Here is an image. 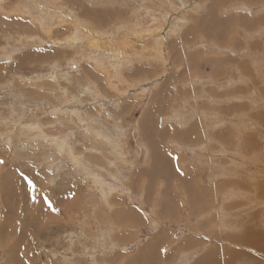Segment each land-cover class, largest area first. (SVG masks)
Listing matches in <instances>:
<instances>
[{
  "label": "rangeland",
  "instance_id": "rangeland-1",
  "mask_svg": "<svg viewBox=\"0 0 264 264\" xmlns=\"http://www.w3.org/2000/svg\"><path fill=\"white\" fill-rule=\"evenodd\" d=\"M262 20L264 0H0V264H264Z\"/></svg>",
  "mask_w": 264,
  "mask_h": 264
},
{
  "label": "bare ground",
  "instance_id": "bare-ground-1",
  "mask_svg": "<svg viewBox=\"0 0 264 264\" xmlns=\"http://www.w3.org/2000/svg\"><path fill=\"white\" fill-rule=\"evenodd\" d=\"M263 22H264V20H262ZM229 22V21H228ZM258 30V29H257ZM255 44V43H254ZM254 46V45H253ZM252 46V47H253ZM255 47V46H254ZM255 49V48H254ZM26 57V56H25ZM26 59H28V58H25V60ZM21 60H23V59H21ZM248 72H249V66H248ZM247 72V73H248ZM245 74V73H244ZM234 111V110H233ZM261 118V117H260ZM264 126V125H263ZM207 145V144H206ZM264 162V161H263ZM133 220V219H132ZM250 243L251 244H253V241H250ZM254 247H257V249L258 248H260L261 249V242L259 241V240H255V245H254ZM263 248V247H262ZM153 250L154 249H152V248H148V249H144L142 252H145L144 254L143 253H138V256L134 259L135 261V263L136 264H154V261H155V257L152 255V256H144L146 253H147V251H152V253H153ZM213 253V252H212ZM212 253H210V251L209 250H205V251H203L199 256H200V258L198 257L197 258V261L196 262H194L195 264H230L227 260H226V258H227V253L225 254L224 253V251H223V249H222V257H221V261H220V263H219V260L216 258V257H214L213 256V258H211L210 257V255L212 254ZM235 254V253H234ZM244 254V253H243ZM237 256V259H239V255L238 254H236ZM158 262H161L160 260L159 261H157V263ZM165 262V261H164ZM253 264H259V263H257V262H255V261H253Z\"/></svg>",
  "mask_w": 264,
  "mask_h": 264
},
{
  "label": "snow or ice",
  "instance_id": "snow-or-ice-1",
  "mask_svg": "<svg viewBox=\"0 0 264 264\" xmlns=\"http://www.w3.org/2000/svg\"><path fill=\"white\" fill-rule=\"evenodd\" d=\"M4 163V161H2V160H0V164H3ZM182 174V173H181Z\"/></svg>",
  "mask_w": 264,
  "mask_h": 264
}]
</instances>
